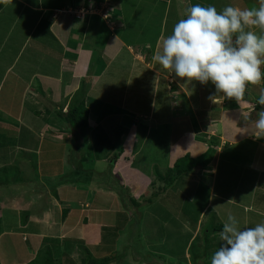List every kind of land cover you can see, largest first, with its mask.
<instances>
[{"label": "rangeland", "instance_id": "1", "mask_svg": "<svg viewBox=\"0 0 264 264\" xmlns=\"http://www.w3.org/2000/svg\"><path fill=\"white\" fill-rule=\"evenodd\" d=\"M3 1L0 2V7ZM15 3V1L7 3L9 7L6 6L3 11H0L1 26L7 30L13 22L11 16L19 12V6L12 7ZM111 8L113 10L111 15L114 16V20L120 26L119 34L122 36L124 33L126 35L123 36L124 38L131 39L130 35H134L136 34L134 31H138L140 44L136 46L144 47L146 52L154 50L155 42L159 37V39H162V43L169 42L172 47L177 45L174 50H171V54L167 52L166 55L173 61L171 64L173 67L171 68L175 71L177 79H180L179 82H182L190 91L189 97L193 106L197 105L200 109L197 107L196 114L198 117L193 114L195 118L193 120H176L172 113L167 111L169 109L166 104L168 99L164 94L167 91L163 92L165 89L168 91L174 90V87L170 88L172 83L169 80L167 81L170 85L166 86L165 89L161 87L158 92L154 87L151 88L152 78L143 75L145 69L139 72L136 71L133 78L129 80L127 73L130 72V69L126 63L127 60L124 61V64L122 62L121 65L119 63L115 65L122 70L119 71L122 75L117 77L118 81L114 75L107 81L112 86L108 90L114 91L109 98L115 102L128 99L129 115L131 119L139 122L140 127L137 130L139 132L138 141L136 143L131 141L129 146L124 148L130 151L134 148L138 151L134 156V163L142 170H146L147 175L139 174L140 176L137 178L133 177L135 180H131L132 182L128 180L125 174L115 165L120 155H112L109 160L103 157L106 155L109 145L103 140L110 141L111 139L105 137L102 140L101 138L100 142L97 143V147H100L101 144H103V147L99 150L96 149L98 153L102 152L103 155L99 156V159L97 158L99 160L97 163L100 164L95 167L84 165L85 170L82 166H79L82 169L79 173L84 176L83 178L88 177L87 181H90L94 188L99 189V192H112L116 195V200H112L114 210L112 209L113 212H109L95 209V212L92 210L94 215L89 212L87 214L80 212L79 216L83 222L82 227H84L82 229L83 234L89 236V238L87 241L82 239V244L78 243L75 253L72 252L73 248L67 247L68 252L72 254L69 261L72 260L71 264H91L93 260L86 258L89 252L88 249H90L91 253L93 252L94 256L98 258L97 260L105 256L114 258L111 264H240L235 261L240 257L239 254L243 250L246 261L247 257L251 255V259L247 261L249 264H264V236L258 233V227H264V219L252 214L248 209L245 210L239 206L233 207L231 204L229 205L231 210L233 209L231 218L236 217L239 221L230 219V222H227L222 207L221 213L215 216V213H213L217 207L215 204L223 201L213 198L211 195L214 192L224 193L225 191L221 189L222 186L220 187V185L215 186L214 184L211 186V177L207 176L208 169H200L184 174L164 190L161 187L165 184V181L162 182L152 172L154 165L151 169H146L149 161L157 158L159 162L156 160L155 163H159V167L163 165L161 167L163 172L165 169L173 167L175 158L184 155L191 147L194 146L196 152H199L202 148V153L210 147L208 141V144L202 143L200 146L192 143L193 136L199 141H204L205 138L214 139L217 140L218 144L220 137L212 136V132L221 133L222 115L224 112L229 111L231 106L236 105L237 112H242V118L244 116L248 117V115L259 117L261 113H264V108L254 110L256 101L264 102V78L262 76L264 67V0L103 1L102 6L96 11L100 16L99 18L105 22L104 24L110 30H112V26H115V23H110L109 18L104 15ZM15 10L16 12L12 13ZM27 11L23 7L24 15ZM84 14L85 11L81 15ZM248 18H252V20ZM37 22L38 18L30 16V14L27 17L23 16L21 21H16L17 32L22 33L23 38H27L26 36L31 32L28 36L29 40L26 42L23 39L22 41V55L24 57L29 53L33 54L29 55L30 57L35 56L34 52L36 53L38 48L34 46H36V43L39 44L40 41L44 40L50 45V35L47 33V31L50 32V28L46 31L43 27L45 21ZM184 22H186L185 26ZM36 25L37 27L31 31L33 26ZM38 30L43 32L38 35ZM20 33L18 34L19 37ZM21 40L22 37L19 43ZM143 40L144 43H142ZM184 40H187V43L191 45V49L197 48V50L204 51L203 45H205L212 53L211 51L215 48L217 51L215 62L214 59H210L208 56H203V58L200 56L197 59L195 56L185 55L184 52L186 51L182 46H179ZM201 40L204 43L198 44L197 42ZM8 43L4 46V50L0 52V59L5 57L8 49L10 50ZM99 43L104 46L102 40ZM18 46L20 45L18 44ZM18 46L13 51L16 52ZM43 48L45 49L44 46ZM136 50H138V47ZM37 56L40 71L50 73L48 55L40 54ZM228 57L231 58L230 66L234 71L235 79L231 82L230 89L225 90L223 88L224 81L229 75L226 76L228 73L225 70L224 60L227 62ZM159 61H161V66L163 63L166 66L169 65L164 58L162 60L159 58ZM45 65L46 70H41ZM127 82H129L128 86L125 85ZM239 83H241L240 87ZM151 94L152 103L150 101ZM2 95H0V101ZM216 97L220 99L222 97L221 102L215 100ZM75 98L77 101L81 99L80 96H77L73 100ZM247 101H251V103L249 104ZM242 104L246 106L242 107ZM119 105L121 106V104ZM221 106L224 112L220 110ZM250 109L253 110L250 111ZM6 114L0 113V119L8 117ZM25 116L27 121L32 120L29 112ZM149 123L152 125L150 126V132L147 133L146 126ZM87 127L86 124L76 129L86 132ZM4 134L6 133H0V141L4 140ZM147 135V141L142 143L143 138H139ZM211 136L212 138H210ZM170 139L171 144L173 143L174 146L169 149V152L166 151L165 153L163 146ZM114 140L118 139L114 138ZM145 145L148 147L143 150ZM119 147L121 145L116 148ZM86 153L91 156L92 151L88 150L87 152L86 148ZM165 155L168 156L166 163L163 162ZM77 156L79 155L77 154ZM72 157L74 163L80 165L81 160L74 155ZM111 164L112 166H110ZM77 165L75 167H78ZM18 166L17 159L12 166H9V160H7L4 168L0 169V195L7 197L9 200L16 197V194H23L24 201L28 204L27 209H24L22 213V219L25 221L30 214H42L46 210V204H48L46 197H48V194H45V192L50 189L53 182L50 180V173L46 172V178L42 179L41 175L34 172L30 173L29 165H24L23 170L27 173L22 181L15 185L18 177L14 173H17ZM45 166L44 168L47 170L50 168V165L45 164ZM226 167L229 166H222V168ZM73 175L74 172L69 174L72 178ZM222 176L224 181L227 182V188L230 187L231 190L236 187L239 189L244 178L243 170L238 167L223 170ZM216 182L220 183L219 180H216ZM120 183H122V186ZM245 185V190H248V184ZM32 189L36 190L35 193H32ZM211 190H214L212 194ZM245 190L243 191L246 192ZM156 192H158V195L154 197L153 194ZM38 194L42 196L41 199L36 198L37 201L32 202ZM148 197L153 198V201L147 203ZM132 199L138 200L141 206H135ZM2 202L0 199V206ZM134 202L136 203V201ZM44 203L45 205L42 206ZM6 211L9 212L11 209L6 208ZM65 211L61 210V213H65ZM121 213L122 215H120ZM125 216L130 219V222L121 229L122 226L119 223ZM83 218L86 220L85 223ZM88 220L90 224H87ZM7 223L10 224L11 222ZM100 224L112 225L113 228L107 229L108 233H113V237L104 236L102 238L104 232L103 228H100ZM99 228L98 243L96 248H92L95 231ZM116 232L118 234L117 240H115ZM235 236L238 239H235ZM22 237L19 238L22 239ZM113 238L115 248H113ZM76 245L74 244V247ZM104 246L113 249L111 251L103 249ZM238 251L240 252L238 253L239 257L234 260ZM48 252L50 250L42 251V253ZM93 259L96 260V258ZM48 262L50 264L49 259ZM243 262H245L244 259Z\"/></svg>", "mask_w": 264, "mask_h": 264}, {"label": "crops", "instance_id": "2", "mask_svg": "<svg viewBox=\"0 0 264 264\" xmlns=\"http://www.w3.org/2000/svg\"><path fill=\"white\" fill-rule=\"evenodd\" d=\"M11 1L16 2L12 7L19 6V12L15 13L16 10L12 12L15 14L11 16L13 22L8 30L3 28L0 22V52L4 50V46L8 42L10 47V50L8 49L5 53V57L0 59V95L3 94L0 101V113L8 115V117L0 119V133H6L4 140L0 141V169L4 168L7 160H9V166H12L17 159L19 166L14 175L18 177V180L15 181V185L21 182L27 173L26 170V173L23 170L24 165H29L30 173H37L41 175L42 179L46 178V172L50 173V180L53 184L45 192L48 194L46 210L42 214H30L25 221L22 219V213L24 209H27L28 204L24 201L23 194H16V197L9 200L0 195V199L3 201L0 206V263L28 264L36 258L40 251L50 250V254L55 259H60L62 264H71L72 260L69 261V258L72 254L68 252L67 247L73 248L72 252L75 253L78 243L82 244V239L87 241L89 238L83 234L84 227H82L83 222L79 216L80 212H84V214L89 212L94 215L92 210L95 212V209L109 212L114 210L112 200H116V195L112 192H99V189L97 190L90 181H87L88 177L83 178L84 176L79 173L82 170L79 166L84 169V165L95 167L100 164L97 163L99 161L97 158L99 159V156L103 155L97 150L102 148L103 144L97 147V143L101 138L102 140L105 137L111 139L110 141L103 140L109 144L107 153L103 157L109 160L112 155H120L115 165L128 180H135L133 177L137 178L143 174L147 175L146 170H142L134 163V156L138 151L134 148L131 151L124 148L128 147L131 141L132 143L138 141L139 132L137 130L140 127L139 122L131 119L129 115L128 99L115 102L109 98L114 91L108 90L112 86L107 81L113 75L118 81L117 77L122 75L119 72L122 70L115 65L117 63L121 65L122 62L124 64V61L127 60L126 63L130 69V72L127 73L129 80L133 78L136 71L145 69L143 75L152 78L151 88L154 87L158 92L161 87L165 89L170 85L168 83L170 81L172 83L170 88L174 87V90L165 89L163 92L167 91L164 93L168 99L167 108L170 109L167 111L171 112L176 120L195 119L193 114H196L198 106H193L189 97L190 91L182 82H179L180 79H177L175 71L171 68L173 61L166 55L167 52L171 54V50H174L177 45L172 47L169 42L162 43V39L159 37L155 42L154 50L146 52L144 47L136 46L140 44L138 31H134L136 34L130 35L131 39L124 38L123 36H126L124 33L122 36L119 34L120 26L111 15L112 8L108 9L104 15L109 18L110 23H115L114 27L111 25L112 30H110L96 11L102 6L103 1L109 0H4L1 3L0 11H3L6 6L9 7L7 3ZM23 7L28 10L25 15ZM81 11H85V14L81 15ZM29 14L38 18L37 23L45 21L43 27L46 31L50 28V32L47 31L50 35V45L44 40L40 41L34 46L38 48L36 53L34 52L35 56L30 57L29 55L33 54L29 53L24 57L22 41L25 39L24 41L27 42L31 32L26 36L27 38H23L22 33L17 32L16 21H21L23 16L27 17ZM248 19L252 20V18ZM36 27L37 25L33 26L31 31ZM6 31L8 32L5 33ZM38 31V35L43 32L42 30ZM21 37L22 40L19 43ZM101 40L104 46L100 45L99 41ZM202 42L201 40L197 43L203 44L204 42ZM17 46V51H13ZM179 46H182L186 51L185 55L195 56L197 59L200 56L202 58L208 56L215 62V58H217L215 48L211 51L213 54L205 45H203L204 51L197 50V48L191 49L187 40H184ZM137 47L138 50H136ZM40 54L48 55L50 73L40 71L39 63L37 64V55ZM159 58L160 60L164 58L170 66L168 65V67L164 63L161 66ZM227 62L224 60L225 70L228 73L226 76L229 75L224 81L223 88L225 90L230 89L231 82L235 79L234 71L230 66L231 58L228 57ZM34 64L36 65L34 66ZM28 65L30 67H25ZM41 70L45 71L46 65ZM128 83L125 85L128 86ZM122 84L124 85V83ZM228 94L230 93L228 92ZM77 96H80L79 101H84L89 109V124L86 132L74 129L66 120V114L71 106L79 102L76 98V101L73 100ZM221 99L216 97L215 100L220 101ZM150 101L152 103V94ZM247 102L251 103V101ZM245 106L242 104V107ZM220 110H222V106ZM237 110L236 105L231 106L226 113L222 110L224 114L222 115V125H220L221 133L212 132V136L220 137L217 157L207 172V176L211 177V186L220 185L221 189L225 191L216 193L211 190V194L212 191L214 192L211 197L223 201L215 204L217 207L213 213L218 216L223 208L227 222H230V219L239 221L236 217L231 218L233 209L231 210L229 207L230 204L233 207L239 206L245 210L248 209L252 214L264 219V113H261L256 120L245 123L242 112H237ZM27 112L30 113L31 121H27L25 116ZM196 116L198 117L197 114ZM151 125L149 123L146 126L147 133L150 132ZM147 137L148 135L139 139L143 138V143L147 141ZM114 138L118 140H114ZM192 140V143L200 146L202 143L208 144L209 138L199 141L193 136ZM120 145L121 147L116 148ZM147 145L143 150L147 149ZM173 146L170 139L163 146L165 153L169 152ZM86 148L87 152L88 150L92 151L91 156L86 153ZM189 151L192 155L198 156L202 153V148L196 152L193 146ZM73 155L81 160L80 165L74 163ZM163 158V162L166 163L168 156L165 155ZM156 160L159 162L157 158L148 160L149 164L146 169L149 170L157 164ZM45 164L50 165L48 168L50 171L44 168ZM76 165L78 167H75ZM223 165L229 167L222 168ZM231 167L243 170L244 178L239 189L238 187L233 190L230 187L227 188V182L222 178L223 170ZM72 172H74L73 178L69 176ZM216 180H219L220 183L218 184ZM245 184H248V190H245ZM35 189H32V193H35ZM19 195L20 197H18ZM41 197L38 194L32 202H36V198L40 200ZM44 205L45 203L42 206ZM210 207L212 208L211 205ZM6 208H10L11 211L7 212ZM61 210L66 211L61 213ZM85 218H83L84 223ZM88 223L90 224L89 220ZM91 224L93 223L91 222ZM100 225V228L106 227V225ZM100 228L95 231L92 248H96ZM258 233L264 236V227L259 226ZM20 236H23L22 239L19 238ZM235 239L238 237L235 236ZM88 241L91 243L90 240ZM74 244H77L76 247ZM239 251L234 260L239 255L240 257L235 262L249 264L247 261L251 259V255L247 257L246 261L244 251L242 250V253L238 255Z\"/></svg>", "mask_w": 264, "mask_h": 264}, {"label": "trees", "instance_id": "3", "mask_svg": "<svg viewBox=\"0 0 264 264\" xmlns=\"http://www.w3.org/2000/svg\"><path fill=\"white\" fill-rule=\"evenodd\" d=\"M185 24H186V22H184V26H185ZM262 76L264 78V67H263ZM263 106H264V102H261V101L257 102L256 101L254 110H256L258 108H263ZM257 118L258 117H251V115L250 116L248 115V117L244 116L243 122L246 123V122L254 121ZM88 119H89V109L87 108L84 101H82V102L79 101L78 103H75L74 105H72L71 109L66 114V120L73 126L74 129L80 128L86 124L88 125L89 124ZM207 141L209 142L210 147L205 152H203L202 154H200L198 156H193L190 152H186L184 155L177 157V159L174 162L173 167L167 168L163 172L161 170L162 168L159 167L158 165L153 166L152 172H154L155 176L159 177L162 182L165 181V184L162 185V187H161L163 190L165 188H167L168 186L172 185L177 178H179L180 176H184V174H187L189 172H195V171H198L200 169H209L210 166H212L214 159L217 157V149H218L217 146H218V144H217V140H214V139H209ZM203 172H204V170H203ZM120 185L122 186V183H120ZM157 195H158V192L153 194L154 197H157ZM134 201H136V203ZM146 201H147V203L148 202L150 203L153 201V198L148 197V199ZM132 203L135 204V206H137V207L141 206V204L138 200L132 199ZM120 215H122V213ZM118 216H119V214H118ZM129 222H130V219L127 218V216L123 217V219L119 223V225L122 226L121 229L124 226H126ZM107 228H113V226L110 225V226L103 227L102 230H103L104 234H103L102 238L104 236L105 237L108 236V238L113 237L112 236L113 233H108ZM115 234H116V236H115L116 238L115 237L114 238H115V240H117L118 234H117V232ZM114 238H113V240H114ZM115 240H114L113 248H115V246H116ZM104 247L105 248H103V249H108L110 251L113 249V248H107L106 246H104ZM88 250H89V252L87 253L86 258H88L89 260H93L91 262V264H111L112 260H114V258L112 259L111 256L110 257L105 256L104 258L97 260L98 258L96 256H94V253L93 252L91 253L90 249H88ZM93 258H96V260ZM48 259L50 260V264H52V263L62 264V261L60 259H55L50 254V252L42 253L41 251L36 256V258L28 264H49ZM42 261H44V262H42ZM83 263H84V261H83Z\"/></svg>", "mask_w": 264, "mask_h": 264}, {"label": "bare ground", "instance_id": "4", "mask_svg": "<svg viewBox=\"0 0 264 264\" xmlns=\"http://www.w3.org/2000/svg\"><path fill=\"white\" fill-rule=\"evenodd\" d=\"M115 158V157H114Z\"/></svg>", "mask_w": 264, "mask_h": 264}]
</instances>
